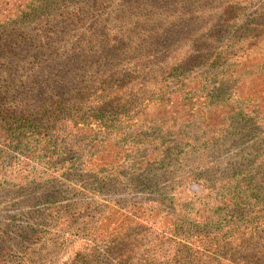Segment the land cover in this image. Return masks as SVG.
<instances>
[{"label": "trees", "instance_id": "1", "mask_svg": "<svg viewBox=\"0 0 264 264\" xmlns=\"http://www.w3.org/2000/svg\"><path fill=\"white\" fill-rule=\"evenodd\" d=\"M192 5L191 0H0V191L14 190L17 199L22 196L15 206L27 205L33 211L44 201L51 213L61 208L68 212L72 206L65 202L54 207L60 198L55 189L32 197L37 179L29 167L37 154L50 161L66 150L82 156L85 178L80 184L83 187L89 178L96 196L118 187L122 191L125 182L131 190L130 183L139 178L146 182L149 167L165 162L174 141L197 137L206 146L233 129L235 122L246 124L244 129L250 121L264 124V85L245 96L236 94L238 84L254 86L264 75L240 63L256 51L263 56L262 62L255 61L258 71H264L263 46L255 41V49L246 52L240 53L241 46L234 53L215 51L211 47L222 30L210 25L208 34L196 40L202 50L181 55V47L175 45L179 36L169 34L165 24L182 20L184 9ZM231 12L223 7L224 14ZM247 35L252 41L263 38L262 33ZM185 61L192 62L186 67ZM234 73L236 85L231 83ZM64 136L67 149L60 143ZM254 153L253 175L243 170L217 180L215 197L199 199L200 209L188 219L191 227L209 232V226L216 235L160 238L152 250L147 232L157 221L145 201L99 199L85 205L98 216L83 246L73 247V236L69 240L64 232L52 241L71 253L59 264H91L99 257L115 258L114 264H264V243L256 247L251 242L259 235L264 238L263 218L247 220L245 230L230 229L228 238L218 221L219 211L227 207L264 205V178H259L264 147ZM202 180L208 184L209 178ZM183 192L168 201L167 214L155 217L163 219V227H179ZM69 217L76 218L74 213ZM194 242L198 250L208 247L207 253L194 254ZM46 243L43 237L40 248ZM99 244L104 245L102 253ZM167 249H176L177 258L165 256ZM139 250L145 252L136 256Z\"/></svg>", "mask_w": 264, "mask_h": 264}, {"label": "rangeland", "instance_id": "2", "mask_svg": "<svg viewBox=\"0 0 264 264\" xmlns=\"http://www.w3.org/2000/svg\"><path fill=\"white\" fill-rule=\"evenodd\" d=\"M191 1L193 5L190 7L186 6L183 16H181L182 20L177 19L174 24H170L169 22L174 19H169L165 24L168 27L167 31L169 34L173 33L179 36L178 40L175 41L178 44L175 45L181 47V55L194 56L195 52L202 50L203 46L198 45L196 40L198 36L208 34L210 25L215 29L222 30V34L211 47L215 51L226 49L234 53L233 50H237L241 46L240 53L242 51L246 52V50L255 49L253 44L255 41H259L258 46H263L264 48V0ZM223 7H230L232 12L224 14ZM260 32L263 34L262 41L249 40L247 34L253 33L260 36ZM257 60L262 62L263 56L253 51L250 58H244L240 63H243L247 69L252 67L257 72H264L258 71L257 63L255 62ZM191 62L185 61L184 65L187 67ZM120 67H124V61L120 63ZM231 79L233 80L231 83L236 85L234 80L236 79L235 73ZM251 83L238 84L239 88L236 94L245 96L252 92L253 89L263 86L264 75L256 78L254 86ZM91 125L95 126L93 122ZM245 125L243 122H235L233 129L228 130L217 142H207L206 146L197 137H191L193 140L174 141L172 145L175 147L172 151L167 152L165 162L161 165L153 163L149 167L146 173V182L139 178L134 184L130 183L131 190L128 188L129 183L125 182L121 185L122 191L120 187L116 186L118 188L114 192L110 193L103 190L101 191L102 193L96 196L90 190L89 178L86 179L83 187L80 184V181L85 178L83 170H81L82 156L71 150H66V154L61 153L52 161L45 154L35 155L29 167L32 178L35 176L37 179L35 187L31 191L32 197L39 198L44 193L55 189L54 192L57 193L56 195L60 194V198L56 199L52 205L59 207L60 203L68 202L72 206H70L68 212H64L61 208L51 213L46 207L47 203L41 201L36 204L32 211L27 205L15 206L16 201H20L22 196L17 199V194L12 195L14 190L0 191V264H20L21 261L28 259H30L29 263L31 264H54L53 262L59 264L66 255L71 253H64L59 248V243L53 244L52 241L61 235V232H64V237H68L69 240L73 236V247L83 246L84 242L92 236L89 227L94 225V221L98 216L93 208H87L85 205L99 199L101 203H106L109 199H117L121 202L136 201L144 203L143 201H145L147 203L146 206L152 208L151 211H154L152 216L157 217L158 214H167L170 211L168 201L172 203L178 197L180 191H184L181 195L183 197V201L181 200L183 207L181 208L180 205L175 208L172 204L171 206L175 209L181 208L178 213H182L185 216V220L181 217L183 215H181L177 220L179 227H171L170 223H165L163 227L161 225L163 219L154 217L157 222L155 225L148 227L147 232L151 249H156V244L160 238H175L178 241L184 237L196 240V238H201L205 234L214 236L215 232L212 231L210 233L211 227L208 226L207 228L209 232H201L200 226L193 225L191 227L188 223L201 207L199 199L210 200L215 197L217 194L215 182L217 180H221V178L233 172L243 170L249 172V176L253 175L255 169L251 164L255 157L254 152L256 150L262 151L264 147V124L258 125L255 121H250L248 129L243 128ZM71 131L75 132V130ZM83 138L84 135L78 136L79 141L84 140ZM65 141L64 136L60 143H64L66 145L64 148L67 149L69 144ZM260 175L259 178H264V170L260 171ZM204 177L209 178L208 184L214 183V185L207 187L208 184L205 181H200ZM202 186L206 188V191ZM82 192L87 193V195H82ZM72 213H74L76 218L69 217ZM188 213L190 215L186 219ZM46 214H51V218L44 219L43 216ZM219 215L220 219L218 221L222 230L221 234L228 238L229 234L227 232L230 229L238 230L240 228V230H245L250 225L247 220L264 219V205L227 207L219 211ZM67 216L69 217L67 222L62 224L55 223L56 219L63 222ZM120 220L121 217L118 215L115 218V222L119 223ZM85 224L88 226L83 230ZM255 224L256 222L253 223V225ZM113 227V225H110L109 229L111 230ZM80 231H85V235L83 236ZM43 237H46L49 242L45 244L46 248L44 249L40 248L39 245V241ZM263 239L259 235L258 239H253L251 242L253 244L257 243L256 247H260L264 243ZM198 245L197 242H194L193 247L196 246L197 249ZM98 248V252L102 253L104 245L99 244ZM207 248L204 245L201 249H195L193 252L196 255H199L201 251L207 253ZM136 252V256H139L145 251L139 250ZM177 254L178 251L176 249H167L165 256L169 259L170 257L176 259ZM112 255L116 256V254ZM114 261L115 258L113 261L112 258L103 261L99 257V259L93 260L91 264H114Z\"/></svg>", "mask_w": 264, "mask_h": 264}]
</instances>
